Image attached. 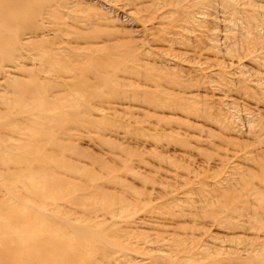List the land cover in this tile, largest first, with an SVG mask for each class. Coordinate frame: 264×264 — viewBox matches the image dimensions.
I'll return each mask as SVG.
<instances>
[{
    "label": "rangeland",
    "instance_id": "1",
    "mask_svg": "<svg viewBox=\"0 0 264 264\" xmlns=\"http://www.w3.org/2000/svg\"><path fill=\"white\" fill-rule=\"evenodd\" d=\"M18 1L19 5H21V2L26 0ZM40 1L42 2L41 6L44 5L42 6L44 9L42 8L41 13L35 18H38L37 21L34 19L33 22L24 26V23L19 24L14 18L13 20L9 18V22L13 23L10 30L16 31L18 29L17 32L19 31L20 33L18 37L19 41L18 39L15 40L14 46L12 45L11 38L8 37L10 39L7 40L10 42L6 41L7 44L2 49L4 51L0 53V138L3 139H0V145H12L14 148L12 153L15 154L13 160L8 159L7 161L6 159L0 162V180L2 179L0 181V202L5 204L11 203L10 205L14 208L13 210L17 211L22 210L23 206L21 204L25 202L27 205L32 204L29 200L27 201L26 198H23L25 196L23 186L19 182H17L19 185L16 184L14 180H9L8 182L7 175L9 174L8 171H18V174L22 173L19 176L23 179L25 178V172L31 174L30 170L34 171L36 169L35 171L41 174L38 175L39 177L36 182H40V180L45 181L44 178H46V181H49L51 185L48 190H46L47 188L44 190L46 194L44 193V196L42 195L39 199L41 203L38 207L40 208L39 210L51 218L62 217L70 225L80 227L86 225L84 228L89 229L90 227L92 229L90 230L96 236L104 238L105 241L111 244L113 249H110L109 257L99 255V258L97 257L98 254H93L88 248L89 256L87 255V257H90V254L93 255H91L92 260L90 259L91 257H84V259H88L89 261L87 263L85 260V264H93V262L94 264H165V261L167 262L166 264H207L211 261L214 262V260L215 262L219 261L217 263L211 262L212 264H243L244 261V264H256L254 261L255 253L252 252V256L248 255L251 254V251L249 253L247 249H249L250 244H253V240L255 245L253 244V247L251 246L252 248H250L253 250L254 247H257L259 251L264 253V242L262 243L264 239V219L261 218L260 220V217H255L256 213H261L262 208L264 211V132H262L264 130V121H262L264 120V97L261 98L259 96L264 91L262 90L264 89V65H262L264 64V55H262L264 54V0H238L239 2L237 0ZM257 5L261 8H258ZM29 6L31 7V5H28V7L25 5L24 7L29 8ZM249 7L257 8L255 9L257 11L260 9L259 12H255L259 15L258 19L256 18L257 15L252 13L255 11L254 9H250L252 12L248 11ZM247 15L255 19L251 20L250 18L251 22L249 21V23ZM131 16L134 18L131 19ZM259 17L261 18L260 20ZM246 18L247 20L245 21ZM255 20L259 21V24ZM261 20L263 21L262 23H260ZM253 23L256 24L254 25ZM252 24L253 26L251 27ZM241 29H243L242 33L243 31L246 33L247 31L251 32L253 38L251 37V40H249V36L244 35L246 33H241L244 35L242 40L240 36ZM249 33L248 35L251 34ZM20 35L22 40L20 39ZM254 35L259 41H257L256 37L254 38ZM224 38L228 39L225 40ZM191 39L194 41L192 42ZM246 40L248 43H246ZM220 43L225 44L222 45ZM248 45L251 47L247 48ZM256 45H259L258 47L262 49L257 50L258 47ZM243 50L247 52H243ZM81 53L85 57L81 56ZM245 53L247 56L244 55ZM248 53L255 55V57L251 56L250 58ZM76 55L79 59L82 57L83 61L80 59V62L77 57L75 59ZM107 57L108 60L106 59ZM103 59H106L108 61L106 63L108 64L102 62L104 66H107L101 71L99 67H101L102 63H99V65L97 62V66L94 61H102ZM239 59L241 60L239 61ZM248 59H255L253 61H257L252 62V60H249L247 62ZM259 59L263 62L259 63L261 61ZM55 61L56 63L59 62L60 66L58 65V67L60 69L56 65H53ZM49 62H52L51 65L56 72L51 70V65L47 66V64H50ZM109 62L113 64L110 65ZM254 63H259L260 67L258 68V65ZM242 66L248 75L245 76L246 72L244 73V71H242L243 74L240 73ZM78 68H81V70L79 69L81 72H78ZM96 69H99V72ZM233 71L234 75L242 74L240 76H243V79L245 76V79L243 80L237 76L239 82L236 81L237 77L233 75ZM100 72L103 73H101L102 76H98L100 79L98 80L97 75ZM257 72L260 74H257ZM104 76H106L105 78H107L110 85L114 82L111 87L105 78H103ZM249 76L254 81H251V77ZM108 78H111V80L109 81ZM246 79L248 82L245 81ZM257 79L262 80L263 88L257 90L258 95L256 96V94H253L256 92L254 90L255 87L260 88L262 85L258 84L260 81L258 80L257 82ZM101 80H105L106 84L111 88L103 84V86H107L108 90L110 89L109 93L106 87H102L106 90L96 87V85L102 86V83L105 82H98ZM235 82L237 83L235 84ZM253 83H257V85ZM36 84L41 89H39L41 91L39 95L42 98L40 100L44 103H39L40 105L33 107L31 102L38 93L34 94L31 90ZM249 85L255 87H250ZM248 86L252 91L254 90L253 93H251L252 91L251 89L249 90ZM18 91L20 93H17ZM113 91L116 95L120 93L117 96L115 94L111 95ZM248 95H251L250 97L255 95V97L250 98ZM247 97L250 99H247ZM29 98H32V100ZM24 99L29 100L24 102ZM28 104L33 107L31 109L34 111L31 109L29 112L28 109L25 112L23 111L25 109L24 106H29ZM43 105H46L45 109ZM57 106L59 107L58 110ZM39 107H42L46 114L40 109L42 114L38 109L40 111L38 115L39 111L36 110L38 111L36 112L35 108ZM61 109H64L65 112ZM113 110L115 111L113 112ZM56 111L58 115L55 113ZM232 111L234 116L231 113ZM65 113L69 117L66 115V118L64 116ZM99 113L104 114L101 116ZM53 114L61 117L56 119V115ZM52 115L55 121H59L60 119V123L51 121ZM31 116L39 117L32 118ZM40 116L41 120L45 117L44 122L39 120ZM62 117H64V120ZM49 120L50 124L48 123ZM233 121L234 123H232ZM259 123L260 126H258ZM35 125L38 127L36 126V128ZM31 127L36 132L30 129ZM261 127L263 128L262 131ZM255 128L256 130L254 131ZM26 135L29 139L30 137H34L36 139L35 142L37 141L40 145H35L36 148L37 145L39 147L37 148L38 152L33 151V156V153L29 151L31 143H27L28 138L25 139ZM22 147L23 149H21ZM37 153H39L38 156ZM19 157L21 158L20 160ZM38 157L39 159H37ZM36 160L39 161L36 162ZM39 162L40 164H38ZM33 174L35 172H32V176ZM95 185L98 186V190ZM124 187L125 189L129 187L130 191H122ZM7 189L10 190L7 191ZM57 190L58 192L61 191L59 192L61 194L55 199L52 196L56 195ZM10 191L13 193H10ZM96 192L97 194H95ZM124 199L126 200L125 203ZM73 204H76V206ZM41 206L44 207L41 208ZM59 206H61V210ZM255 206L258 208L257 210ZM57 208H59V211ZM103 210L106 211L104 212L105 214H103ZM247 210L249 211L250 221L245 216H248ZM54 211H58V213L55 212L54 214ZM4 217L6 216H1L0 218L6 221V219H2ZM81 218L83 219L81 220ZM251 218H256L257 220L254 219L255 222H253ZM258 220H260L259 223L262 222L263 224L260 225L257 222ZM142 221L145 222L142 223ZM249 222V226L251 227L248 226ZM95 224L97 229L93 230L92 227H95ZM241 224H244V226ZM107 225L111 227L109 226L110 230L105 232L108 229ZM260 227L263 228V230L261 229L262 232ZM103 231L106 234L103 235ZM63 234L65 235L66 231ZM152 235L154 236L153 238ZM202 236L204 237L202 238ZM254 236H257V238ZM199 237L202 239L200 240ZM145 238L148 245L145 244ZM180 238L184 239V243L183 241L181 242L182 239ZM204 238L205 241L206 238L209 241H206V243L203 241ZM235 238L239 245L234 241ZM115 239L117 241H114ZM211 239H216V243L212 241L210 243ZM258 239L259 241L262 240L260 243L263 246L258 244ZM220 240L224 242H220ZM74 241L75 239L71 241L75 244L74 246L80 243L76 242L77 240L75 243ZM159 241L160 244H157ZM168 241H172V243L169 242L168 244ZM176 241H180V243L177 245ZM226 241L230 242L228 244L229 248L226 247L228 246L226 245L227 243L225 244ZM201 242L205 243L203 244L205 246L201 244V247ZM137 243L145 245L142 248ZM206 244H210L211 246ZM240 244H243L244 247H241ZM192 245L191 249L189 246ZM220 245H223L225 248H222ZM235 245L239 249L234 247ZM82 246H86V244ZM179 246L186 248L182 249L180 247L181 253L186 250H193V248L195 251H190V255L188 252L187 255L186 252H183L185 255L183 253V255L179 254L182 256V260L177 254V252L180 253ZM201 248L202 250L205 249V251H202ZM215 248H221L220 250L223 251L228 249L227 252H218V257L217 251L219 250ZM131 249H135V254H133V250L131 251ZM198 249L203 253L210 249L217 256L208 251V254H206H210V256H206L205 259L207 260V257L209 259L207 261L204 259L205 262H201L199 260L203 258V255H199L202 254L201 252L197 255L198 251L196 250ZM83 250L85 254H88L87 250ZM147 250L148 252H146ZM154 250H156V254ZM158 250L160 251L159 253H162L163 250L165 251L162 254L167 253L165 257L164 255L161 257L159 254L160 259L164 263L158 257L157 260L153 261V257L148 256L149 251L153 254H149L151 256H154V254L158 255ZM240 250L243 252L241 253ZM230 251H234L233 254ZM256 251L259 254L258 249ZM81 253L85 256L82 251ZM142 253H147V257L150 259H144L146 255L144 256ZM193 253L194 255H191ZM224 253L228 258L224 256ZM231 254L235 256V258L232 256L233 260H230ZM113 256L116 257L112 258ZM128 256L129 259L127 258ZM167 257L168 260H165ZM151 258L152 261H150ZM171 258L173 259V263ZM175 258H177L178 262H176ZM220 258H222V261L225 258L224 261L226 263L222 262ZM186 260L188 263H186Z\"/></svg>",
    "mask_w": 264,
    "mask_h": 264
},
{
    "label": "bare ground",
    "instance_id": "2",
    "mask_svg": "<svg viewBox=\"0 0 264 264\" xmlns=\"http://www.w3.org/2000/svg\"><path fill=\"white\" fill-rule=\"evenodd\" d=\"M28 1V2H27ZM43 1V0H42ZM234 1V0H233ZM236 1V0H235ZM238 1V0H237ZM30 2V3H29ZM217 2V1H216ZM239 2V1H238ZM23 3V4H22ZM180 3V2H179ZM20 3H19V1L18 0H0V53H1V51H4V50H2L3 48H4V46L7 44L6 43V41L7 42H10V41H8L7 39H10L11 38V40H12V45H14L15 43H14V41L15 40H17L18 39V37H19V31L17 32V30L16 31H12V30H10V27L13 25V23H10L9 22V18L11 19L12 18V20H13V18H14V20L17 22V23H24L23 25L24 26H27V24L29 23H31V22H33V20L41 13V9L43 8L42 6H44V5H42L41 6V4H42V2L40 1V0H26V1H24V2H21V5H19ZM27 5V7H28V5H31V7L29 6V8H25L24 6L25 5ZM176 4V3H175ZM226 4V3H225ZM22 5H24V6H22ZM75 5V4H74ZM237 5V4H236ZM251 5V4H250ZM66 6V5H65ZM211 6V5H210ZM245 6V5H244ZM134 7V6H133ZM175 7V6H174ZM177 7V6H176ZM226 7H228V6H226ZM240 7V6H239ZM251 7V6H250ZM248 8L249 10L248 11H250V12H252L251 10L252 9H254L253 7L252 8ZM257 7H258V5H257ZM263 7V6H262ZM166 8H167V6H166ZM192 8V7H191ZM229 8V7H228ZM258 8H261V7H258ZM44 9V8H43ZM130 9V8H129ZM176 9V8H175ZM225 9V8H224ZM239 9V8H238ZM251 9V10H250ZM255 9H257V8H255ZM254 9V10H255ZM123 10V9H122ZM188 10V9H187ZM199 10V9H198ZM229 10V9H228ZM235 10V9H234ZM253 10V11H254ZM260 10V9H259ZM259 10L257 11V10H255L254 12H252V13H255L256 11L257 12H259ZM186 11V10H185ZM240 11V10H239ZM238 11V12H239ZM242 11V10H241ZM245 11H247V10H245ZM153 12V11H152ZM225 12V11H224ZM243 12H244V10H243ZM44 13V12H43ZM63 13H65V12H63ZM69 13V12H68ZM133 13V12H132ZM229 13V12H228ZM242 13V12H241ZM251 13V14H252ZM130 14V13H129ZM149 14V13H148ZM247 14H249V13H247ZM257 16H256V18L258 19V14L257 13H255ZM259 14H262V13H259ZM150 15V14H149ZM170 15V14H169ZM197 15V14H196ZM238 15V14H237ZM243 16H244V14H242ZM246 15V14H245ZM254 15V14H253ZM264 15V14H263ZM162 16V15H161ZM180 16V15H179ZM204 16V15H203ZM240 16V15H239ZM248 16V15H247ZM132 17V16H131ZM164 17V16H163ZM194 17V16H193ZM229 17V16H228ZM261 17V16H260ZM259 17V20L261 19ZM42 18V17H41ZM134 17H132L131 19H133ZM237 18V17H236ZM251 18V20H254L255 18L254 17H249L248 16V22L250 21L251 22V20H249ZM130 19V20H131ZM139 19V18H138ZM159 19V18H158ZM235 19V18H234ZM36 21L38 20V18L37 19H35ZM70 20V19H69ZM140 20V19H139ZM161 20V19H160ZM165 20V19H164ZM247 20V18L245 19V21ZM223 21H225V20H223ZM231 21V20H230ZM244 21V22H245ZM221 22V21H220ZM231 22H233V21H231ZM236 22V21H235ZM249 22V23H250ZM255 22H259V21H257V20H255ZM263 21L261 20L260 21V23H262ZM16 23V24H17ZM146 23V22H145ZM148 23V22H147ZM18 24V25H19ZM229 24H230V22H229ZM232 24V23H231ZM234 24V23H233ZM247 24V23H246ZM254 25L256 24V23H253ZM253 24L251 25V27L253 26ZM259 24V23H258ZM51 25V24H50ZM248 25V24H247ZM246 25V26H247ZM19 26H21V25H19ZM53 26V25H52ZM146 26V25H145ZM233 26V25H232ZM241 26H243L244 27V25L243 24H241ZM240 26V27H241ZM249 26V25H248ZM261 26H262V24H261ZM30 27V26H29ZM41 27V26H40ZM143 27V26H142ZM168 27V26H167ZM181 27V26H180ZM219 27V26H218ZM237 27V26H236ZM257 27V26H256ZM14 28V27H13ZM208 28V27H207ZM232 28H234V27H232ZM239 28V27H238ZM246 28V27H245ZM258 28V27H257ZM11 29H12V27H11ZM28 29V28H27ZM36 29H38V28H36ZM211 29H213V28H211ZM244 29V28H243ZM243 29H241V32H240V36H241V38L244 36V35H247V37L249 38V40H251L250 38L252 37V33L250 34L247 30V33L246 32H244L243 31V33H246V34H244V35H242L243 33H242V30ZM250 29V28H249ZM253 29V28H252ZM259 29V28H258ZM26 30V29H25ZM142 30V29H141ZM231 30H233V29H231ZM235 30H237V29H235ZM257 30V29H256ZM218 31V30H217ZM238 31V30H237ZM240 31V30H239ZM251 31H253V30H251ZM222 32V31H221ZM228 32H229V30H228ZM253 32H255V31H253ZM53 33V32H52ZM159 33V32H158ZM184 33H185V31H184ZM189 33V32H188ZM214 33V32H213ZM230 33H232L231 31H230ZM230 33H229V35H230ZM234 33V32H233ZM237 33V32H236ZM242 33V34H241ZM248 33L251 35H248ZM260 33V32H259ZM254 34V33H253ZM258 34V33H257ZM148 35V34H147ZM181 35V34H180ZM189 35V34H188ZM236 35V34H235ZM239 35V34H238ZM82 36H85V35H82ZM169 36V35H168ZM182 36V35H181ZM210 36V35H209ZM212 36V35H211ZM258 36V35H257ZM8 37H10V38H8ZM225 37V36H224ZM230 37H231V35H230ZM236 37V36H235ZM256 36L254 35V38H255ZM55 38V37H54ZM157 38V37H156ZM165 38V37H164ZM177 38V37H176ZM187 38V37H186ZM205 38H207V37H205ZM217 38V37H216ZM240 38V37H239ZM245 38V37H244ZM253 38V37H252ZM257 38V37H256ZM20 39H21V35H20ZM159 39V38H158ZM187 39H190V38H187ZM225 39V38H224ZM226 39H228V38H226ZM225 39V40H226ZM236 39V38H235ZM262 39V38H261ZM22 40V39H21ZM181 40V39H180ZM219 40V39H218ZM232 40V39H231ZM234 40V39H233ZM242 40H243V38H242ZM18 41H19V39H18ZM189 42H193L194 40H192L191 39V41L190 40H188ZM228 41V40H227ZM226 41V42H227ZM230 41V40H229ZM238 41H239V39H238ZM245 41V40H244ZM247 41V40H246ZM254 41H256V40H254ZM257 41H259L258 40V38H257ZM256 41V42H257ZM261 41V40H260ZM263 41H264V37H263ZM176 42V41H175ZM223 42V41H222ZM233 42V41H232ZM249 42H251V43H253L252 41H249ZM14 43V44H13ZM159 43V42H158ZM207 43V42H206ZM209 43H211V42H209ZM231 43V42H230ZM236 43H237V40H236ZM246 43H248V41L246 42ZM258 43V42H257ZM261 43V42H260ZM264 43V42H263ZM9 44V43H8ZM62 44V43H61ZM167 44V43H166ZM191 44V43H190ZM193 44V43H192ZM197 44V43H196ZM217 45H218V43H216ZM220 44H222V43H220ZM223 44H225V43H223ZM222 44V45H223ZM235 44V43H234ZM255 44V43H254ZM259 44V43H258ZM51 45V44H50ZM168 45H170V44H168ZM233 45V44H232ZM238 45H239V43H238ZM240 45H242L241 43H240ZM247 45V44H246ZM261 45H263V44H261ZM261 45H260V47H261ZM15 46V45H14ZM172 46V45H171ZM214 46V45H213ZM226 46V45H225ZM230 46V45H229ZM259 46V45H258ZM257 45H256V47H258ZM139 47V46H138ZM195 47V46H194ZM232 47V46H231ZM251 46L250 45H248V47L247 48H250ZM88 48V47H87ZM214 48V47H213ZM234 48V47H233ZM263 48H264V46H263ZM164 49V48H163ZM223 49V48H222ZM235 49V48H234ZM240 49V48H239ZM243 49V48H242ZM241 49V50H242ZM252 49V48H251ZM251 49H249V50H251ZM259 49H262V48H257V50H259ZM158 50V49H157ZM219 50V49H218ZM233 50V49H232ZM249 50H248V52H249ZM255 50V49H254ZM6 51H7V49H6ZM9 51V50H8ZM12 51V50H11ZM14 51V50H13ZM118 51V50H117ZM230 51V50H229ZM234 51V50H233ZM244 51H246V50H243V52ZM130 52V51H129ZM160 52V51H159ZM169 52V51H168ZM177 52V51H176ZM242 52V51H241ZM247 52V51H246ZM251 52V51H250ZM259 52V51H258ZM258 52H257V54H258ZM263 52H264V50H263ZM5 53V52H4ZM54 53V52H53ZM76 53V52H75ZM103 53V52H102ZM165 53V52H164ZM252 53V52H251ZM251 53H248L249 55V57L251 58V56H253V57H255V55H251ZM43 55H44V53H42ZM67 54V53H66ZM77 54V53H76ZM133 54V53H132ZM179 54V53H178ZM227 54V53H226ZM236 54V53H235ZM239 54V53H238ZM254 54V53H253ZM256 54V56H258ZM1 55V54H0ZM15 55V54H14ZM72 55H74V54H72ZM71 55V56H72ZM79 55V54H78ZM81 56H84L85 57V55H83L82 53L80 54ZM105 55V54H104ZM109 55V54H108ZM127 55V54H126ZM234 55V54H233ZM244 55H246V53L244 54ZM262 55H264V54H262ZM261 55V56H262ZM48 56V55H47ZM80 56V57H81ZM239 56V55H238ZM247 56V55H246ZM74 57V56H73ZM76 57H77V55L75 56V59H76ZM173 57V56H172ZM248 57V58H249ZM260 57V56H259ZM51 58V57H50ZM60 58V57H59ZM78 58V57H77ZM91 58V57H90ZM127 58V57H126ZM174 58V57H173ZM177 58V57H176ZM190 58V57H189ZM236 58V57H235ZM241 58V57H240ZM264 58V57H263ZM64 59V58H63ZM74 58H73V60H75ZM80 59H82V57L80 58ZM80 59L78 58V60L80 61ZM107 60H108V57L106 58ZM106 59L103 61H101V60H97V61H94V62H96V64H97V62H98V64L100 63H104L105 62V64H108V63H106V62H108V61H106ZM109 59H111L110 57H109ZM119 59H121V58H119ZM171 59V58H170ZM241 59H243V58H241ZM241 59H239V61L241 60ZM245 59H247V58H245ZM53 60V59H52ZM70 60V59H69ZM86 60V59H85ZM173 60V59H172ZM219 60V59H218ZM224 60V59H223ZM223 60H221V61H223ZM249 60H252V59H248L247 60V62L249 61ZM253 60H255V59H253ZM252 60V62H256V61H253ZM259 60H261V59H259ZM258 60V61H259ZM58 61V60H57ZM76 61V60H75ZM74 61V62H75ZM78 61V62H79ZM82 61H83V59H82ZM100 61V62H99ZM168 61V60H167ZM183 61V60H182ZM236 61H237V59H236ZM48 62V61H47ZM81 62V61H80ZM110 62H112V61H110ZM109 62V64L111 65V64H113V63H110ZM116 62V61H115ZM261 62H263L262 60L259 62V63H261ZM50 63V62H49ZM52 63V62H51ZM51 63L48 65L47 64V66L49 67L50 65H51ZM54 63H56V61L54 62ZM53 63V65H56L57 67H58V63H56V64H54ZM76 63V62H75ZM88 63V62H87ZM103 63H102V65H103ZM129 63V62H128ZM171 63V62H170ZM208 63V62H207ZM234 63V62H233ZM239 63V62H238ZM251 63V62H250ZM258 63V64H259ZM264 63V62H263ZM72 64V63H71ZM98 64H97V66H98ZM99 64V65H100ZM180 64V63H179ZM200 64H202V63H200ZM211 64V63H210ZM235 64V63H234ZM255 64V63H254ZM257 64V63H256ZM255 64V65H256ZM257 64V65H258ZM101 65V67H99V69L101 68V71H103L102 69L104 68V67H106L107 65H103L102 66ZM221 65H223V64H221ZM231 65V64H230ZM229 65V66H230ZM262 65H264V64H262ZM60 66V65H59ZM85 66V65H84ZM96 66V67H97ZM236 66V65H235ZM239 66V65H238ZM241 66V65H240ZM50 67H52V69L51 70H54L53 69V66L51 65ZM135 67V66H134ZM198 67V66H197ZM258 68L260 67L259 65L257 66ZM263 67V66H262ZM261 67V68H262ZM54 68H56L55 66H54ZM59 68V67H58ZM73 68V67H72ZM75 68V67H74ZM212 68V67H211ZM216 68V67H215ZM214 68V69H215ZM218 68V67H217ZM224 68H225V66H224ZM250 68V67H249ZM60 69V68H59ZM59 69H57V70H59ZM77 69V68H76ZM76 69H75V71H76ZM81 70V68H78V72H81L80 70ZM99 69H96L97 71L99 70ZM195 69V68H194ZM213 69V68H212ZM232 69V68H231ZM237 69L238 70H240V68H238L237 67ZM263 69V68H262ZM47 70H49V69H47ZM67 70V69H66ZM84 70V69H83ZM193 70V69H192ZM248 70V69H247ZM252 70V69H251ZM42 71V70H41ZM55 72H56V70H54ZM54 71H53V73H54ZM106 71H107V68H106ZM198 71V70H197ZM227 71V70H226ZM235 72H236V70H234ZM234 71H233V75H234ZM242 71H244V67L242 66V69H241V71H240V73H242ZM43 72V71H42ZM49 72V71H48ZM77 72V73H78ZM85 72V71H84ZM92 72V71H91ZM99 72V71H98ZM219 72V71H218ZM217 72V73H218ZM246 71H244V73H245ZM251 72V71H250ZM47 73V72H46ZM72 73V72H71ZM101 73H103V72H100V74H98L97 75V78H98V76H100L101 75ZM116 73V72H115ZM197 73V72H196ZM214 73V72H213ZM70 74V73H69ZM237 74V73H236ZM243 74V73H242ZM242 74H240V75H242ZM250 74V73H249ZM255 74V73H254ZM257 74H260V73H258L257 72ZM261 74H263V73H261ZM84 75V74H83ZM104 75V74H103ZM211 75H212V73H211ZM240 75H234L235 77H241ZM245 76L246 75H248V73L246 72V74H244ZM78 76V75H77ZM102 76V75H101ZM207 76V75H206ZM234 76H233V78H234ZM245 76H244V79H245ZM261 76V75H260ZM264 76V75H263ZM263 76H261V77H263ZM106 76H104L103 78H105ZM107 77H108V75H107ZM230 77V76H229ZM238 77H237V79H235L236 81H238L239 82V80H238ZM249 77H251V76H249ZM256 77V76H255ZM83 78V77H82ZM102 78V77H101ZM102 78V79H103ZM212 78V77H211ZM232 78V77H231ZM242 79H243V76L241 77ZM240 78V79H241ZM248 78V77H247ZM86 79V78H85ZM206 79V78H205ZM241 79V80H242ZM243 79V80H244ZM255 79V78H254ZM14 80V79H13ZM17 80V79H16ZM98 80H100L99 78H98ZM105 80L107 81V78H105ZM105 80H101V81H98V82H102V81H105ZM108 80L110 81L111 80V78H108ZM208 80V79H207ZM242 80V82L244 83V81ZM251 81L253 80L252 79V77H251V79H250ZM250 80H249V82H250ZM258 80L259 79H257L256 81L258 82ZM20 81V80H19ZM40 81V80H39ZM81 81V80H80ZM106 81L104 82V83H102V86H97L96 85V87H98L99 89L101 88V89H103L102 87H106L107 88V86H108V88H110L111 87V85L114 83H112L111 85H110V83L107 81V83L110 85V87H109V85H107L106 84ZM212 81V80H211ZM213 81H215V80H213ZM231 81V80H230ZM245 81H247L248 82V80L246 79ZM254 81V80H253ZM260 81V83L258 82V84H262L261 83V81L262 80H259ZM13 82V81H12ZM17 82V81H16ZM15 82V83H16ZM45 82V81H44ZM56 82V81H55ZM112 82V81H111ZM247 82H246V84H247ZM83 83V82H82ZM232 83V82H231ZM237 82H235V84H236ZM243 83H242V85H243ZM251 83V82H250ZM8 84H10V83H8ZM46 84H47V81H46ZM56 84V83H55ZM89 84V83H88ZM103 84H105V85H107V86H103ZM211 84H212V82H211ZM241 84V83H240ZM249 84V83H248ZM254 84V83H253ZM264 84V83H263ZM263 84L261 85V87L260 88H258L257 86V88L255 87V86H250V87H255V93H253V91H252V89L251 88H249V86H248V88H249V90L251 89V93H253V94H256V96L258 95L257 93V90L258 89H261V88H263L264 86H263ZM12 85V84H11ZM57 85H58V83H57ZM120 85V84H119ZM217 85V84H216ZM254 85H257V83L256 84H254ZM15 87H16V85H14ZM27 86V85H26ZM49 86H50V84H49ZM55 86V85H54ZM59 86V85H58ZM157 86V85H156ZM218 86V85H217ZM234 86V85H233ZM236 86V85H235ZM258 86H260V85H258ZM263 86V87H262ZM8 87V86H7ZM48 87V86H47ZM67 87V86H66ZM83 87V86H82ZM112 87H114V86H112ZM116 87V86H115ZM219 87V86H218ZM246 87H247V85H246ZM12 88V87H11ZM17 88V87H16ZM15 88V89H16ZM51 88V87H50ZM56 88H57V86H56ZM108 88H107V92L109 93V90L111 89H109L108 90ZM118 88V87H117ZM121 88V87H120ZM40 88H39V86L36 84V85H34V87H33V89L31 90V92H33L34 94H37V96L41 93V89L39 90ZM58 89V88H57ZM94 89V88H93ZM115 89V88H114ZM127 89V88H126ZM200 89H202V88H200ZM225 89V88H224ZM71 90H72V88H71ZM98 90V89H97ZM97 90H96V92H97ZM103 90H106V89H103ZM117 90V89H116ZM213 90V89H212ZM262 90H264V89H262ZM261 90V91H262ZM100 91V90H99ZM246 91V90H245ZM260 91V92H261ZM29 92V91H28ZM40 92V93H39ZM43 92V91H42ZM101 92H102V90H101ZM135 92V91H134ZM17 93H20L19 91L17 92ZM61 93H63V92H61ZM110 93H111V91H110ZM120 93V92H119ZM119 93H117V95H119ZM217 93V92H216ZM223 93V92H222ZM262 93L264 94V91H262ZM34 94H31V95H34ZM55 94V93H54ZM98 94V93H97ZM103 94V93H102ZM101 94V95H102ZM113 94H115L114 93V91L112 92V94L111 95H113ZM244 94H246V93H244ZM243 94V95H244ZM248 94H249V92H248ZM259 95V96H261V98L262 97H264V95ZM116 95V94H115ZM114 95V96H115ZM116 95V96H117ZM247 95V94H246ZM252 95V94H251ZM250 95V96H251ZM37 96H34L35 98H33L34 100H32V98H29V99H31L32 100V102H31V105L33 104V107L34 106H37V105H40L41 103H42V98H40V95L37 97ZM67 96V95H66ZM94 96H97V95H94ZM107 96H108V94H107ZM249 96V95H248ZM249 96V97H250ZM29 97V96H28ZM55 97V96H54ZM81 97V96H80ZM167 97V96H166ZM188 97V96H187ZM245 97V96H244ZM243 97V98H244ZM249 97H247V99L249 98ZM253 97H255V95H253ZM253 97H250V98H253ZM98 98V97H97ZM212 98V97H211ZM242 98V97H241ZM249 98V99H250ZM260 98V99H261ZM13 99V98H12ZM29 99H24V102H27ZM36 99V100H35ZM41 99V100H40ZM64 99V98H63ZM158 99V98H157ZM194 99V98H193ZM223 99V98H222ZM245 100H246V98H244ZM259 99V98H258ZM8 100V99H7ZM30 100V101H31ZM58 100V99H57ZM65 100V99H64ZM88 100V99H87ZM206 100V99H205ZM236 100V99H235ZM252 100V99H251ZM264 100V99H263ZM263 100H261V101H263ZM30 101H29V103H30ZM44 101V100H43ZM95 101V100H94ZM5 102H7V101H5ZM23 102V101H22ZM23 102V103H24ZM47 102V101H46ZM45 102V103H46ZM62 102H64V101H62ZM84 102V101H83ZM166 102V101H165ZM14 103V102H13ZM12 103V104H13ZM40 103V104H39ZM44 103V102H43ZM42 103V104H43ZM53 103V102H52ZM60 103V102H59ZM66 103V102H65ZM85 103V102H84ZM84 103H83V105H84ZM208 103V102H207ZM206 103V104H207ZM233 103V102H232ZM25 105H26V103H24ZM23 104V105H24ZM47 104V103H46ZM67 104V103H66ZM203 104V103H202ZM263 104V103H262ZM15 105V104H14ZM29 106H24L25 107V109L23 110L24 112L26 111V109H28V112L30 111V109L31 108H33L30 104H28ZM241 105V104H240ZM260 105V104H259ZM12 106V105H11ZM42 106V105H41ZM46 106V105H45ZM44 105H43V108L45 109L46 107H45ZM64 106V105H63ZM185 106V105H184ZM203 106V105H202ZM232 106V105H231ZM256 106H257V104L255 105V108H256ZM27 107V108H26ZM29 107V108H28ZM48 107V106H47ZM54 107V106H53ZM60 107H61V105H60ZM122 107V106H121ZM124 107V106H123ZM236 107V106H235ZM245 107V106H244ZM263 107V106H262ZM56 108V107H55ZM58 106H57V110H58ZM108 108H110V107H108ZM222 108V107H221ZM258 108V107H257ZM43 110L42 109V107H39V108H35V111L36 110ZM112 109H113V107H112ZM31 110H33V109H31ZM38 110V111H39ZM40 110V111H41ZM62 110V109H61ZM108 110V109H107ZM198 110V109H197ZM223 110V109H222ZM221 110V111H222ZM225 110V109H224ZM237 110V109H236ZM241 110V109H240ZM256 110V109H255ZM34 111V110H33ZM38 111H36V112H38ZM40 111L38 112V115H39V113H40ZM59 111H60V109H59ZM62 111H64V109L62 110ZM100 111H102V110H100ZM99 111V112H100ZM111 111V110H110ZM115 110H113V112H114ZM220 111V112H221ZM238 111V110H237ZM245 111H246V109H245ZM262 111H263V108H262ZM23 112V113H24ZM27 112V113H28ZM65 112V111H64ZM104 112V111H103ZM236 112V111H235ZM26 113V114H27ZM31 113V112H30ZM33 113V112H32ZM35 113V112H34ZM41 113H42V111H41ZM43 113H45L44 112V110H43ZM42 113V114H43ZM51 113H52V111H51ZM55 113H57V115H58V112L56 111ZM60 113H61V111H60ZM59 113V114H60ZM105 113V112H104ZM103 113V114H104ZM232 114H233V111L231 112ZM239 113V112H238ZM248 113V112H247ZM250 113V112H249ZM22 114V113H21ZM29 114V113H28ZM46 114V113H45ZM44 114V115H45ZM101 116H103V114L102 113H99ZM106 114V113H105ZM218 114V113H217ZM227 114V113H226ZM240 114V113H239ZM24 115V114H23ZM53 115H56V114H53ZM52 115V116H53ZM55 116L56 117V119H58V118H60L61 116V114L59 115L60 117H58V116ZM64 115V114H63ZM66 115H67V117H69L68 116V114H66L65 113V117H66ZM107 115V114H106ZM112 115V114H111ZM245 115V114H244ZM51 116V115H50ZM105 116V115H104ZM227 116V115H226ZM233 116H234V114H233ZM32 117V116H31ZM34 117H36V116H33L32 118H34ZM37 117H39V116H37ZM36 117V118H37ZM66 117V118H67ZM139 117V116H138ZM240 117V116H239ZM245 117H247V116H245ZM249 117V116H248ZM252 117V116H251ZM45 118V117H44ZM42 119L41 120V116H40V121H42V122H44V120L45 119ZM54 118V116L52 117V120L51 121H55V119H53ZM64 117H62V119H63ZM65 118V119H66ZM141 118V117H140ZM250 118V117H249ZM257 118V117H256ZM13 119H15V118H13ZM46 119H48L47 117H46ZM229 119V118H228ZM235 119H236V116H235ZM64 120V119H63ZM241 120V119H240ZM240 120H238V121H240ZM246 120V119H245ZM254 120V119H253ZM253 120H251V121H253ZM15 121V120H14ZM48 121V120H47ZM47 121H45L46 123H47ZM59 121H60V119H59ZM58 120L57 121H55V122H59ZM62 121V120H61ZM262 121H264V120H262ZM26 122V121H25ZM227 122V121H226ZM231 122V121H230ZM229 122V123H230ZM18 123V122H17ZM34 123V122H33ZM49 124H50V120H49V122H48ZM60 123V122H59ZM65 123V122H64ZM133 123V122H132ZM146 123V122H145ZM232 123H234V121L232 122ZM252 123V122H251ZM8 124V123H7ZM19 124V123H18ZM36 124V123H35ZM239 124V123H238ZM249 124V123H248ZM262 124V123H261ZM10 125V124H9ZM21 125V124H20ZM29 125H31V124H29ZM28 125V126H29ZM38 125V124H37ZM37 125H35V127L37 126ZM227 125V124H226ZM243 125V124H242ZM263 125V124H262ZM22 126V125H21ZM241 126V125H240ZM249 126V125H248ZM253 125L251 124V127H252ZM258 126H260V123H259V125ZM2 127V126H1ZM7 127V126H6ZM9 127V126H8ZM19 127V126H18ZM26 127V126H25ZM38 127V126H37ZM36 127V128H37ZM233 127H235V126H233ZM232 127V128H233ZM145 128V127H144ZM238 128V127H237ZM249 128V127H248ZM253 128V127H252ZM252 128H250L251 130H252ZM262 128V127H261ZM10 129H11V127H10ZM30 129H32V127L30 128ZM35 129V128H34ZM23 130V129H22ZM22 130H20V131H22ZM33 130V129H32ZM111 130V129H110ZM256 130V128L254 129V131ZM263 130V128L261 129V131ZM19 131V132H20ZM26 131V130H25ZM34 131V130H33ZM115 131V130H114ZM113 131V132H114ZM241 131V130H240ZM259 131V130H258ZM23 132V131H22ZM34 132H36V131H34ZM262 132H264V130L262 131ZM8 133V132H7ZM21 133V132H20ZM31 133V132H30ZM33 133V132H32ZM116 133V132H115ZM239 133V132H238ZM248 133V132H247ZM243 134V133H242ZM264 134V133H263ZM174 135V134H173ZM17 136V135H16ZM27 136V135H26ZM34 136V135H33ZM19 137V136H18ZM42 137V136H41ZM145 137V136H144ZM26 138H28V142L27 143H31V145H30V148H29V151H31L32 153H33V151L34 152H38L37 150V148L40 146L39 144H38V142L36 141L35 142V138L34 137H30V139H29V137L27 136V137H25V139ZM32 138H33V140H32ZM0 139H2V138H0ZM9 139V138H8ZM7 139V140H8ZM12 139V138H11ZM53 139V138H52ZM3 140V139H2ZM1 140V141H2ZM7 140H6V142H7ZM15 140V139H14ZM12 141V140H11ZM10 142V141H9ZM17 142H20V141H17ZM34 142V143H33ZM48 142V141H47ZM2 143V142H1ZM5 143V142H4ZM12 143V142H11ZM11 143H9V144H11ZM49 143V142H48ZM201 143V142H200ZM13 144V143H12ZM15 144V143H14ZM36 144H38L37 145V148H36ZM52 144V143H51ZM24 145V144H23ZM20 147V146H19ZM47 147V146H46ZM161 147V146H160ZM27 148V147H26ZM13 147H12V145L10 146V145H0V162L2 161V160H6L7 159V161H8V159H10V160H13L15 157H14V153H12V151H13ZM21 149H23V147L21 148ZM17 150V149H16ZM24 150H26V149H24ZM20 151V150H19ZM41 151H43V150H41ZM27 152V151H26ZM32 153H30V154H32ZM40 153V152H39ZM39 153H37V156H38V154ZM26 154V153H25ZM29 154V155H30ZM36 154V153H35ZM41 154V153H40ZM34 155V153L32 154V156ZM22 156H24V154H22ZM17 157V156H16ZM21 158L19 157V160H20ZM37 159H39V157L37 158ZM254 160V159H253ZM22 161V160H21ZM39 161V160H38ZM37 160H36V162H38ZM50 161H51V159H50ZM10 162V161H9ZM35 162V163H36ZM52 162V161H51ZM6 164V163H5ZM38 164H40V162L38 163ZM15 165V164H14ZM30 165H32V164H30ZM37 165V164H36ZM184 166V165H183ZM18 167V166H17ZM34 167V166H33ZM27 168V167H26ZM35 168V167H34ZM231 168V167H230ZM21 169H22V167H21ZM38 169H39V167H38ZM37 169V170H38ZM36 170V169H35ZM33 171V170H30L31 171V174H29V173H26L25 172V174H24V176H25V178H23V179H21L20 178V176L19 175H21V174H18V171H16V172H11V171H8L9 172V174L7 175V180H8V182H9V180H14V181H16V184H18L19 185V183H20V185H22L23 186V188H24V190H25V192H24V194H25V196L23 197L24 199L26 198L27 199V201L29 200L30 201V203H32V204H29V205H27V204H25V203H23V204H21L23 207H22V210L21 211H17V210H13L14 208L10 205L11 203H3V202H0V215L1 216H6V217H4V218H2V219H6V221L5 220H1V218H0V264H85L84 263V261L86 260V262L88 261V259H84V257H86V258H90L91 257V255H93V254H98V256L97 257H99V255H101L102 257H109L108 255L110 254V249L112 248V246H111V244H109L107 241H105V239L104 238H100V237H98V236H96V234L95 233H93L91 230V228L89 227V229L88 228H84L86 225H84V227H80V226H74V225H70V224H68V222H66L65 221V219L64 218H62V217H60V218H51L49 215H47L46 213H43V212H41L39 209L40 208H38L39 207V204H41L40 202H39V199L42 197V195L45 193L44 192V190L46 189V190H48V188H50L51 187V185H50V183H49V181H46V178H44V176H43V178L45 179V181H42V180H40V182L39 181H37L36 182V180H37V178L39 177L38 175H41V174H39L38 173V171ZM80 170V169H79ZM235 170V169H234ZM28 171V170H27ZM29 171V172H30ZM229 171V170H228ZM232 171V170H231ZM241 171V170H240ZM21 172V171H20ZM23 172V171H22ZM32 172L34 173L35 172V174H33V176H32ZM24 173V172H23ZM29 174V175H28ZM172 174V173H171ZM3 175H6V174H3ZM31 175V177H29ZM225 176V175H224ZM47 177V176H46ZM1 178V177H0ZM18 178V180H16ZM62 179V178H61ZM98 179V178H97ZM167 179V178H166ZM228 179V178H227ZM2 180V179H1ZM0 180V181H1ZM21 180V181H20ZM5 181V180H4ZM149 181V180H148ZM17 182H19V183H17ZM96 182V181H95ZM190 183V182H189ZM4 186V185H3ZM15 186V185H14ZM22 186H20V187H22ZM58 186V185H57ZM95 186H97V185H95ZM94 186V187H95ZM127 186V185H126ZM19 187V186H18ZM70 187H71V185H70ZM6 188H8V187H6ZM17 188V187H16ZM15 188V190H17ZM61 188V187H60ZM97 188V190H98V186L96 187ZM199 188V187H198ZM13 189H14V187H13ZM13 189H11V190H13ZM20 189V188H19ZM93 189V188H92ZM91 189V190H92ZM95 189V188H94ZM197 189V188H196ZM10 189H7V191H9ZM22 190V189H21ZM100 190V189H99ZM128 191L129 190V187H128V189L126 188L125 189V187L122 189V191ZM94 191V190H93ZM95 191H96V189H95ZM130 191V190H129ZM128 191V192H129ZM153 191V190H152ZM157 191V190H156ZM59 192H61V191H59ZM58 192V190H57V192H56V195L58 194V196H56L55 194L52 196L53 198H58L60 195L59 194H61V193H59ZM67 192V191H66ZM7 193V192H6ZM10 193H13L12 191H10ZM101 193V192H100ZM104 193H106V192H104ZM124 193V192H123ZM154 193V192H153ZM157 193H158V191H157ZM191 193V192H190ZM46 194V193H45ZM49 194V193H48ZM95 194H97V192L95 193ZM108 194V193H107ZM110 194V193H109ZM122 194V193H121ZM125 194V193H124ZM156 194V193H155ZM159 194V193H158ZM168 194V193H167ZM186 194V193H185ZM94 195V194H93ZM112 195V194H111ZM157 195V194H156ZM170 195V194H169ZM44 196V195H43ZM78 196V195H77ZM113 196V195H112ZM153 196V195H152ZM182 196V195H181ZM92 197V196H91ZM90 197V198H91ZM103 197V196H102ZM117 197V196H116ZM189 197H190V195H189ZM191 197H192V195H191ZM199 197V196H198ZM52 198V199H53ZM90 198H89V200H90ZM97 198H98V196H97ZM113 198H115V197H113ZM125 198V197H124ZM192 198H194V197H192ZM60 199V198H59ZM102 199V198H101ZM100 199V200H101ZM120 199V198H119ZM121 199H122V197H121ZM161 199V198H160ZM188 199V198H187ZM43 200V199H42ZM74 202H75V200L74 199H72ZM106 200H107V198H106ZM125 200V199H124ZM123 200V201H124ZM178 200V199H177ZM180 200V199H179ZM24 201V200H23ZM110 201V200H109ZM112 201V200H111ZM193 201V200H192ZM119 202V201H118ZM117 202V203H118ZM120 202H121V200H120ZM119 202V203H120ZM126 202V200L124 201V203ZM197 202V201H196ZM29 203V202H28ZM110 203V202H109ZM112 203V202H111ZM180 203V202H179ZM52 204H53V202H52ZM74 205V204H73ZM73 205H72V207H73ZM79 205H81V204H79ZM106 205H107V203H106ZM112 205V204H111ZM181 205V204H180ZM194 205V204H193ZM11 206V207H10ZM74 206H76V204L74 205ZM100 206V205H99ZM115 206V205H114ZM114 206H113V208H114ZM119 206V205H118ZM120 206H122V205H120ZM124 206V205H123ZM167 206V205H166ZM174 206V205H173ZM177 206V205H176ZM190 206V205H189ZM188 206V207H189ZM19 207V206H18ZM44 206H41V208H43ZM58 207V206H57ZM61 206H59V208H60ZM124 207H126V206H124ZM129 207V206H128ZM175 207V206H174ZM17 208V207H16ZM46 208V207H45ZM59 208H57L58 209V211H59ZM73 208H75V207H73ZM82 208V207H81ZM105 208V207H104ZM110 208H111V206H110ZM109 208V209H110ZM163 208V207H162ZM180 208V207H179ZM190 208V207H189ZM229 208V207H228ZM255 208H256V206H255ZM255 208H253L254 210H255ZM260 208V207H259ZM21 209V208H20ZM19 209V210H20ZM56 209V210H57ZM127 209V208H126ZM250 209V208H249ZM253 209H251V210H253ZM258 208H256V210H257ZM44 210V209H43ZM50 210V209H49ZM60 210H61V208H60ZM96 210V209H95ZM125 210V209H124ZM196 210V209H195ZM234 210H236V209H234ZM255 210V212H257ZM261 210V209H260ZM52 211V210H51ZM50 211V212H51ZM58 211L56 212V211H54V214H55V212L56 213H58ZM72 211V210H71ZM102 211V210H101ZM115 211V210H114ZM198 211V210H197ZM233 211V210H232ZM248 211V210H247ZM246 211V212H247ZM49 212V213H50ZM67 212V211H66ZM104 212H106V211H104L103 210V214H105ZM107 212H109V211H107ZM140 212V211H139ZM237 212V211H236ZM251 212V211H250ZM253 212V211H252ZM263 212V214H261ZM52 213V212H51ZM75 213V212H74ZM92 213H94V212H92ZM91 213V214H92ZM192 213V212H191ZM228 213V212H227ZM261 213H259V214H257L256 213V215H255V217H260V220H261V218H263L264 219V211H263V208H262V210H261ZM62 214H63V212H62ZM97 214V213H96ZM103 214H101V215H103ZM109 214V213H108ZM246 214V213H245ZM255 214V213H254ZM69 215V214H68ZM77 215H80V214H77ZM76 215V216H77ZM94 215V214H93ZM92 215V216H93ZM187 215V214H186ZM251 215H253V213H251ZM258 215V216H257ZM0 216V217H1ZM66 216V215H65ZM105 216V215H104ZM108 216V215H107ZM110 216V215H109ZM246 217H248L247 218V220L248 221H250L249 220V211H248V216L247 215H245ZM75 217V216H74ZM80 217V216H79ZM111 217V216H110ZM219 217V216H218ZM239 217V216H238ZM100 218V217H99ZM83 218H81V220H82ZM93 219V218H92ZM96 219V218H95ZM98 219V218H97ZM111 219H112V217H111ZM110 219V220H111ZM251 219H253V218H251ZM255 220H257L256 218H254ZM254 219H253V222H255L254 221ZM8 220V221H7ZM109 220V219H108ZM260 220H258L257 222L259 223L260 222ZM77 221V220H76ZM70 222H72V221H70ZM85 222V221H84ZM88 222V221H87ZM92 222V221H91ZM104 222V221H103ZM103 222H102V224H103ZM111 222V221H110ZM145 221H142V223H144ZM159 222H161V221H159ZM163 222V221H162ZM225 222V221H224ZM229 222V221H228ZM238 222V221H237ZM256 222V223H257ZM74 223V222H73ZM77 223V222H76ZM93 223V222H92ZM105 223V222H104ZM107 224H108V222H106ZM125 223V222H124ZM173 223V222H172ZM219 223V222H218ZM251 223H252V221H251ZM112 224V223H111ZM110 224V225H111ZM113 224H115V222H113ZM113 224H112V226H113ZM141 224V223H140ZM150 225H151V223H149ZM220 224V223H219ZM235 224V223H234ZM238 224H240V223H238ZM247 224V223H246ZM255 224V223H254ZM260 225L261 224H263L262 222L261 223H259ZM258 224V225H259ZM79 225V224H78ZM97 225H98V223H97ZM99 225H100V223H99ZM109 225V226H110ZM121 225V224H120ZM142 225V224H141ZM145 225V224H144ZM146 225H147V222H146ZM221 225H223V224H221ZM241 225H243L244 226V224H241ZM250 225V222H249V224H248V226ZM257 225V226H258ZM93 226H94V224H93ZM108 225H107V228L109 227ZM116 226V225H115ZM154 226V225H153ZM169 226V225H168ZM229 226V225H228ZM263 226V225H262ZM99 227V226H98ZM111 227V226H110ZM109 227V228H110ZM114 227V226H113ZM112 227V228H113ZM118 227V226H117ZM231 226H229V228H230ZM238 227V226H237ZM249 227H251V226H249ZM93 228V230L94 229H97L96 228V224H95V227H92ZM106 229L105 230V232L106 231H108V230H110V229ZM111 228V229H112ZM163 228V227H162ZM228 228V229H229ZM255 228H257V227H255ZM91 229V230H90ZM114 229V228H113ZM164 229V228H163ZM162 229V230H163ZM166 229V228H165ZM197 229V228H196ZM230 229H232V228H230ZM239 229V228H238ZM241 229V228H240ZM251 229V228H250ZM263 230V228H261L260 227V230ZM118 230H119V228H118ZM121 230H123V229H121ZM161 230V229H160ZM203 230V229H202ZM243 230H245V228H243ZM252 230V229H251ZM258 230V229H257ZM262 230H261V232H262ZM62 231H63V233H64V231H66V234L64 235L63 233H62ZM164 232H165V230H163ZM256 231V230H255ZM104 231H103V235L104 234H106ZM133 232V231H132ZM163 232V233H164ZM179 232V231H178ZM259 233H261L260 231H258ZM258 232H256V233H258ZM124 233V232H123ZM153 233V232H152ZM255 233V234H256ZM264 233V232H263ZM262 233V234H263ZM112 234V233H111ZM169 234V233H168ZM167 234V235H168ZM149 235V234H148ZM154 235H155V233H154ZM184 235H187V234H184ZM206 235V234H205ZM208 235V234H207ZM212 235V234H211ZM253 235V234H252ZM69 236V238H67ZM70 236H71V238H70ZM106 236V235H105ZM116 236V235H115ZM123 236V235H122ZM161 236H163L162 234H161ZM174 236V235H173ZM178 236V235H177ZM236 236V235H235ZM258 236V235H257ZM257 236H254V237H256L257 238ZM110 237V236H109ZM147 237V236H146ZM154 236L152 235V238H153ZM156 237V236H155ZM160 237V236H159ZM170 237H171V235H170ZM169 236H168V238H170ZM183 237V236H182ZM185 237V236H184ZM197 237V236H196ZM204 236H202V238H203ZM237 237V236H236ZM116 238V237H115ZM125 238V237H124ZM143 238V237H142ZM151 238V239H152ZM174 238V237H173ZM173 238H171V239H173ZM175 238H176V236H175ZM188 238H190V237H188ZM200 238V237H199ZM202 238H200V240L202 239ZM212 238V237H211ZM215 238V237H214ZM253 238V237H252ZM251 238V239H252ZM260 238V237H259ZM73 239H75V241L76 242H80L78 245H76V246H74L75 244H73V242H71ZM113 239V238H112ZM121 239H122V237H121ZM159 239V238H158ZM157 239V240H158ZM167 239V238H166ZM165 239V240H166ZM177 239V238H176ZM180 239H182L181 240V242L184 240L183 238H180ZM186 239H187V237L185 238V241H186ZM208 239H209V237H208ZM222 239V238H221ZM71 240V241H70ZM170 240V239H169ZM174 240V239H173ZM172 240V241H173ZM216 239H211L210 240V243H211V241L213 242V243H216V241H215ZM255 240V239H254ZM261 240V239H260ZM75 241H74V243H75ZM113 241V240H112ZM114 241H117L116 239L114 240ZM126 241V240H125ZM145 241H146V238H145ZM172 241H168V244H169V242H171L172 243ZM178 241V240H177ZM176 241V242H177ZM195 241V240H194ZM203 241H205V238H204V240ZM206 241H209V240H207V238H206ZM205 241V242H206ZM215 241V242H214ZM223 241V240H222ZM221 240H220V242H222ZM236 243L238 242V241H236V238H235V240H234ZM242 241V240H241ZM256 241V240H255ZM259 241V239L257 240V242ZM262 241V240H261ZM261 241H259V243L258 244H261L260 242ZM86 242V243H85ZM163 242V241H162ZM217 242H219L218 240H217ZM224 242V241H223ZM232 242H233V240H232ZM243 242H244V240H243ZM242 242V243H243ZM252 242H253V244L255 245V243H254V241L252 240ZM264 242V239H263V241H262V243ZM86 244V246H82V245H84V244ZM119 243V242H118ZM125 243V242H124ZM142 243H143V241H142ZM166 244H167V242H165ZM174 243V242H173ZM178 243H180V241L179 242H177V245H178ZM183 243H184V241H183ZM207 243V242H206ZM227 243V244H226ZM230 243V242H229ZM228 243V241H226L225 242V244L226 245H228L229 244ZM246 243V242H245ZM250 243V242H249ZM73 244V245H72ZM122 244V243H121ZM128 244V243H127ZM137 244H139V243H137ZM146 245H148L147 244V241H146V243H145ZM144 244V245H145ZM157 244H160V241H159V243H157ZM182 244V243H181ZM201 244L203 245V244H205V243H200V246H201ZM218 244V243H217ZM221 244V243H220ZM223 244V243H222ZM238 245H239V243H237ZM253 244H250V247L253 245ZM264 244V243H263ZM263 244H261L262 246H263ZM140 245V247H142L143 248V244L141 245V244H139ZM152 245H153V243H152ZM154 245H155V243H154ZM175 245H176V243H175ZM176 245V246H177ZM190 245V244H189ZM194 246H195V244H193ZM193 245L192 246H189L190 248L191 247H193ZM206 245H209V246H211L210 244H206ZM224 245V244H223ZM220 245V246H222V248L224 247V246H226V245ZM233 245V244H232ZM231 245V246H232ZM241 245V244H240ZM257 245V244H256ZM122 246V245H121ZM130 246V245H129ZM150 246H151V243H150ZM158 246V245H157ZM162 246V245H161ZM170 246H171V244H170ZM174 246V245H173ZM186 246V245H185ZM203 246H205V245H203ZM244 247V245L242 244L241 245V247ZM86 247H87V249H86ZM123 247V246H122ZM131 247V246H130ZM132 247H134L133 245H132ZM146 247H148V246H146ZM180 247L181 246H179V251H180ZM187 247V246H186ZM202 247V246H201ZM216 247H218V246H216ZM226 247H228L229 248V245L228 246H226ZM234 247H237L238 248V246H234ZM240 247V246H239ZM248 247V246H247ZM246 247V248H247ZM249 247V249H247L248 250V252L249 251H251V254H248V255H251L252 256V252H254L255 253V258H254V261L256 262V264H263L264 263V253L262 252V251H259V248H257V247H254V249L252 250L251 248L253 247H251L250 248ZM258 247H259V245H258ZM88 248H89V250H90V252H92L93 254H90V257H87V255L89 256V250H88ZM119 248V247H118ZM145 248V247H144ZM163 248V247H162ZM165 248V247H164ZM182 248V247H181ZM185 248V247H184ZM184 248H182V249H184ZM190 248H189V250H190ZM196 248H197V243H196ZM208 248V247H207ZM225 248V247H224ZM227 248V249H228ZM232 248V247H231ZM258 249V251H259V254L257 253V249ZM83 249H85V250H87L88 252V254H85L84 253V250ZM113 249V248H112ZM115 249V248H114ZM137 249H138V246H137ZM151 249V248H150ZM170 249V248H169ZM171 249H173V248H171ZM174 249H175V246H174ZM186 249V248H185ZM188 249V248H187ZM192 249V248H191ZM204 249V248H203ZM216 250H219V251H217V253L219 252L220 253V251H223V250H220L221 248H215ZM227 249L226 250H224V251H226L227 252ZM239 249V248H238ZM238 249H236V250H238ZM260 249H261V246H260ZM263 249H264V247H263ZM118 250H121V249H118ZM133 249H131V251H132ZM135 250V249H134ZM134 250H133V254H135V252H134ZM143 250V249H142ZM145 250V249H144ZM149 250V249H148ZM148 250L146 251V252H148ZM152 250V249H151ZM160 250V249H159ZM158 250V255H155L156 253V250H154V256H151V255H153V254H151L150 252L151 251H149V253H148V256L149 257H153V261H155V260H157L158 258L160 259V255H161V257L164 255V257L166 256L165 254H167V253H164V254H162L163 253V251H165V250H163L162 251V253H159L160 251ZM162 250V249H161ZM177 250V249H176ZM175 250V252H177ZM201 250H202V248H201ZM201 250L200 249H198V250H196V251H198V253H197V255L199 254V252H201ZM207 250V249H206ZM242 250V249H241ZM241 250H240V252H241ZM81 251L83 252V254H85V256L84 255H82V253H81ZM172 251V250H171ZM190 251H195L194 250V248H193V250H190ZM190 251H183V252H186V255H187V252H188V254H189V252ZM202 251H205V249L204 250H202ZM208 251H210V249L209 250H207V252H201L202 254H199V255H203V258L201 259V257H199V259H201V260H199V261H201V262H205V261H207L209 258L207 257V260L205 259L206 258V256H210V254L209 255H207L208 254ZM212 251V250H211ZM210 251V252H211ZM223 251V252H224ZM239 251V250H238ZM86 252V251H85ZM126 252V251H125ZM128 252H130L129 250H128ZM143 252V251H142ZM145 252V251H144ZM174 252V254H176ZM182 252V253H183ZM214 252V251H213ZM222 252V253H223ZM231 252V251H230ZM233 252L234 251H232L231 253L233 254ZM243 252V251H242ZM241 252V253H242ZM262 252V253H261ZM122 253H124V251H122ZM136 253H139V252H136ZM153 253V252H152ZM181 253V251H180V253H178L177 252V254L179 255H183ZM195 253V254H196ZM207 253V254H206ZM212 253V252H211ZM219 253H218V257H219ZM229 253V252H228ZM228 253H226V254H228ZM241 253H239L240 255H241ZM247 253V252H246ZM250 253V252H249ZM253 253V254H254ZM143 254V253H142ZM149 254H151V255H149ZM160 254V255H159ZM212 254H214V255H216L215 254V252L214 253H212ZM231 254V259L230 260H233L232 258L234 257L235 258V256L234 255H232ZM239 254H237L238 256H239ZM244 254V253H243ZM82 255V256H81ZM116 255V254H115ZM119 255H120V253H119ZM126 255H128V253H126ZM144 256L146 255V258H144V259H147V258H149V257H147V253L145 254H143ZM179 255V256H180ZM185 255V254H184ZM190 255V254H189ZM188 255V256H189ZM191 255H194V253L193 254H191ZM196 255V256H197ZM244 255H246V254H244ZM117 256V255H116ZM115 256V257H116ZM121 256H123V255H121ZM133 256H135V255H133ZM140 256H141V254H140ZM169 256V255H168ZM172 256V255H171ZM196 256H194L195 258H196ZM217 256V255H216ZM224 256H226L225 255V253H224ZM229 256V255H228ZM233 256V257H232ZM242 256V255H241ZM114 256L112 257V258H115ZM118 257V256H117ZM131 257H132V255H131ZM130 257V258H131ZM158 257V258H157ZM170 257V256H169ZM173 257H174V255H173ZM172 257V258H173ZM181 257V259L183 260V258H182V256H180ZM184 257V256H183ZM198 257H197V259H198ZM230 257V256H229ZM93 258H95V256H93ZM100 258V257H99ZM122 258V257H121ZM124 258V257H123ZM128 259H129V256L127 257ZM171 258V260H172V263H173V259ZM186 258L188 259V257L186 256ZM190 258V257H189ZM211 258V257H210ZM226 258H228L227 256H226ZM248 258V257H247ZM249 258H250V256H249ZM248 258V259H249ZM91 260H92V257L90 258ZM106 259V258H105ZM150 259V258H149ZM176 260H177V258H175ZM181 259H180V261H181ZM204 259H205V261H204ZM215 259V258H214ZM217 259V258H216ZM222 258H220V260H221ZM243 259V258H242ZM107 260H108V258H107ZM112 260V259H111ZM110 260V261H111ZM121 260V259H120ZM161 260V259H160ZM165 260H168V257H167V259H165ZM171 260H169V261H171ZM175 260V261H176ZM188 260H190V259H188ZM218 260V259H217ZM216 260V261H217ZM225 260V258L223 259V261L222 262H225L226 263V261H224ZM236 260V259H235ZM109 261V260H108ZM114 261V260H113ZM118 261V260H117ZM133 261V260H132ZM150 261H152V258H151V260ZM161 261H163V260H161ZM161 261H159V262H161ZM184 261H185V259H184ZM184 261H182L183 263H185ZM191 261H193V260H191ZM190 261V262H191ZM219 261V260H218ZM217 261V262H218ZM237 261H238V259H237ZM240 261V260H239ZM250 261H252V260H250ZM89 262V261H88ZM87 262V263H88ZM125 262H127V261H125ZM156 262H158V261H156ZM176 262H178V260L176 261ZM175 262V263H176ZM212 263H214L215 262V260H214V262L213 261H211ZM211 262H209V263H207V264H212ZM217 262H215V263H217ZM241 262H243V261H241ZM240 262V263H241ZM91 263H92V261H91ZM100 263V262H99ZM135 263V262H134ZM144 263H146V262H144ZM162 263V262H161ZM163 263H164V261H163ZM167 262L165 261V264H166ZM186 263H188L187 262V260H186ZM228 263V262H227ZM244 263H245V261H244ZM243 263V264H244ZM90 264V263H89ZM93 264H94V262H93ZM115 264V263H114ZM126 264H129V263H126ZM131 264H133V263H131ZM136 264V263H135ZM140 264V263H139ZM156 264V263H155ZM177 264V263H176ZM179 264V263H178ZM189 264V263H188ZM191 264V263H190ZM192 264H194V263H192ZM202 264V263H201ZM203 264H206V263H203ZM221 264V263H220ZM234 264V263H233ZM242 264V263H241Z\"/></svg>",
    "mask_w": 264,
    "mask_h": 264
}]
</instances>
